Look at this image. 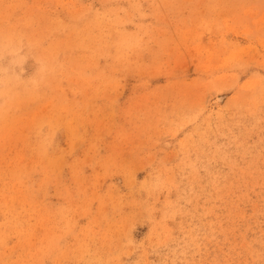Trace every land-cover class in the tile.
<instances>
[{"label":"rangeland","instance_id":"1","mask_svg":"<svg viewBox=\"0 0 264 264\" xmlns=\"http://www.w3.org/2000/svg\"><path fill=\"white\" fill-rule=\"evenodd\" d=\"M0 264H264V0H0Z\"/></svg>","mask_w":264,"mask_h":264}]
</instances>
